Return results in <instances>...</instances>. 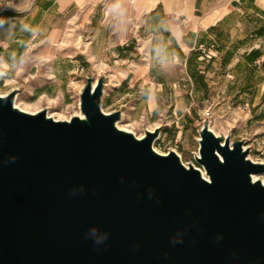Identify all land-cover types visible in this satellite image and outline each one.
Wrapping results in <instances>:
<instances>
[{
	"label": "water",
	"instance_id": "1",
	"mask_svg": "<svg viewBox=\"0 0 264 264\" xmlns=\"http://www.w3.org/2000/svg\"><path fill=\"white\" fill-rule=\"evenodd\" d=\"M86 77L83 117L55 119L0 95V264H264V163L243 140L199 130L184 164L117 126L104 78Z\"/></svg>",
	"mask_w": 264,
	"mask_h": 264
},
{
	"label": "crops",
	"instance_id": "2",
	"mask_svg": "<svg viewBox=\"0 0 264 264\" xmlns=\"http://www.w3.org/2000/svg\"><path fill=\"white\" fill-rule=\"evenodd\" d=\"M250 12L264 13V0H0V22H6L0 25V78L17 66L22 72L31 58L51 56L59 84V64L72 67L78 55L90 72L85 78L103 77L104 88L124 81L129 89L140 87L139 114L148 124L142 136L157 121L189 113L199 82L189 75L187 59L200 45L214 46L238 14ZM104 71L115 73L114 80ZM13 89L17 99L24 93L19 87L6 93ZM137 101L133 111L120 104L109 112L132 117Z\"/></svg>",
	"mask_w": 264,
	"mask_h": 264
},
{
	"label": "rangeland",
	"instance_id": "3",
	"mask_svg": "<svg viewBox=\"0 0 264 264\" xmlns=\"http://www.w3.org/2000/svg\"><path fill=\"white\" fill-rule=\"evenodd\" d=\"M0 25L5 26L6 22ZM213 45H200L194 51L197 53L195 64L203 76L198 83L195 103L183 117L156 122L162 134L155 140L154 149L160 153L174 150L184 164L198 166L195 156L198 155L199 130L207 123L216 135L228 137L231 142L243 140L248 149L247 157L264 163V56L260 57L258 52L264 55V13L238 14L231 28L215 39ZM200 47L211 51L212 57L201 59ZM249 50L252 55L247 54ZM71 59L76 60L72 67L59 64L60 72L56 77L60 83L56 84L51 76V56L31 58L22 72L17 66L10 69L4 79L0 78V94L13 87L22 88L24 93L17 99L19 105L32 111L45 108L50 114L66 118L78 110L79 91L85 84V76L90 74L78 55ZM104 72L107 81L114 80L115 73ZM113 86L111 82L103 89L102 110L109 112L122 104L123 109L133 111L140 87L129 89L126 81ZM110 96L111 104L107 101ZM137 102L134 115L121 119L120 125L139 136L147 121L139 114L143 103ZM256 179L264 181V173L257 174Z\"/></svg>",
	"mask_w": 264,
	"mask_h": 264
},
{
	"label": "bare ground",
	"instance_id": "4",
	"mask_svg": "<svg viewBox=\"0 0 264 264\" xmlns=\"http://www.w3.org/2000/svg\"><path fill=\"white\" fill-rule=\"evenodd\" d=\"M95 81H96V79H95ZM95 81L92 83V86L94 87V85H95ZM84 86V85H83ZM83 88V87H82ZM82 88H81V90H82ZM81 90L79 91V95H78V101H77V111H75L74 112V114H71V115H78V116H80V117H83V113L81 112V110H80V93H81ZM1 95V94H0ZM14 104H15V106H17L18 108H20V109H22V110H24V111H27V112H33L32 110H29V109H27V108H25V107H23V106H21V105H19L18 104V102H17V98H15V102H14ZM47 115H49V116H52L53 118H55V119H65V118H63L62 117V115H59L58 114V116H55V115H53V114H50L49 112H47ZM69 116V115H68ZM66 118H68V117H66ZM117 126L119 127V128H121V129H123V130H127V131H131V132H133L131 129H129V128H126V127H124V126H122V125H120V121H118L117 122ZM208 127L212 130V128L208 125ZM135 134V133H134ZM217 134V133H216ZM136 136H138L137 134H135ZM140 136V135H139ZM159 137H160V134H159ZM153 147H154V145H153ZM155 148V147H154ZM205 174V173H204ZM256 176L257 175H253V179H256ZM263 183H264V181H262Z\"/></svg>",
	"mask_w": 264,
	"mask_h": 264
},
{
	"label": "trees",
	"instance_id": "5",
	"mask_svg": "<svg viewBox=\"0 0 264 264\" xmlns=\"http://www.w3.org/2000/svg\"><path fill=\"white\" fill-rule=\"evenodd\" d=\"M252 53L253 52H250L249 55H252ZM187 67H188V73L191 76V78L198 83L203 76L199 73L197 69V65L195 64V56L192 58L189 57L187 59Z\"/></svg>",
	"mask_w": 264,
	"mask_h": 264
},
{
	"label": "built area",
	"instance_id": "6",
	"mask_svg": "<svg viewBox=\"0 0 264 264\" xmlns=\"http://www.w3.org/2000/svg\"><path fill=\"white\" fill-rule=\"evenodd\" d=\"M200 48H201V52H202V55L200 56L201 59H203L204 57H206L207 59H210L212 57L213 54H212L211 51L207 50L206 48H202V47H200ZM157 62L161 63V60L158 59ZM71 116L72 115H69L68 118H65V119H69ZM196 167H198L203 174L205 173V171H204V169L202 167H200V166H196Z\"/></svg>",
	"mask_w": 264,
	"mask_h": 264
}]
</instances>
